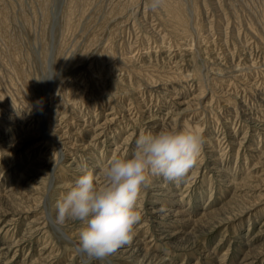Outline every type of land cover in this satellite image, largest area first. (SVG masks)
I'll list each match as a JSON object with an SVG mask.
<instances>
[{
	"label": "rangeland",
	"instance_id": "1",
	"mask_svg": "<svg viewBox=\"0 0 264 264\" xmlns=\"http://www.w3.org/2000/svg\"><path fill=\"white\" fill-rule=\"evenodd\" d=\"M163 130L202 134L197 166L90 258L57 204ZM0 264H264V0H0Z\"/></svg>",
	"mask_w": 264,
	"mask_h": 264
},
{
	"label": "clouds",
	"instance_id": "2",
	"mask_svg": "<svg viewBox=\"0 0 264 264\" xmlns=\"http://www.w3.org/2000/svg\"><path fill=\"white\" fill-rule=\"evenodd\" d=\"M164 2L149 0V7L157 11ZM203 144V136L197 131L140 134L134 141L131 156L113 158L103 168V186H97V177L90 171L75 181V186L57 204L58 222L85 223L78 250L103 262L133 241L135 228L142 219L138 200L150 186V177L180 181L197 166Z\"/></svg>",
	"mask_w": 264,
	"mask_h": 264
},
{
	"label": "bare ground",
	"instance_id": "3",
	"mask_svg": "<svg viewBox=\"0 0 264 264\" xmlns=\"http://www.w3.org/2000/svg\"><path fill=\"white\" fill-rule=\"evenodd\" d=\"M119 16V15H118ZM128 21V20H127ZM107 36V35H106ZM105 46H106V44H105ZM103 50V49H102ZM101 50V51H102ZM111 50V49H110ZM118 63H120V62H118ZM108 65V64H107ZM118 71V70H117ZM64 186V185H63ZM155 203V202H154ZM167 211L168 210H166L165 208H159L158 210H156V211H154L153 212V214L155 215V217L154 218H156V219H164V218H166V216L168 215L167 214ZM174 217H176V215H173ZM171 217V216H170ZM175 222V221H174ZM177 222H179V220H177ZM144 225V224H143ZM163 235V234H162ZM160 236H161V234H160ZM166 237V236H165Z\"/></svg>",
	"mask_w": 264,
	"mask_h": 264
}]
</instances>
